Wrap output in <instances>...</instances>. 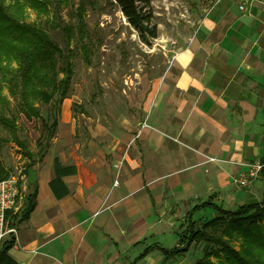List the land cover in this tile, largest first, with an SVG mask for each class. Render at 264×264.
Segmentation results:
<instances>
[{
    "label": "crops",
    "instance_id": "obj_1",
    "mask_svg": "<svg viewBox=\"0 0 264 264\" xmlns=\"http://www.w3.org/2000/svg\"><path fill=\"white\" fill-rule=\"evenodd\" d=\"M61 102L47 152L28 174L35 206L0 264H128L131 247L135 264L157 249L146 245L133 262L145 248L136 249L141 238L159 227L160 210L187 204V212L211 194L225 208L262 197L264 166L240 203L231 180L264 163V0L207 10L115 130L89 124V136L76 138L78 103ZM202 213L208 219L214 210L193 216Z\"/></svg>",
    "mask_w": 264,
    "mask_h": 264
},
{
    "label": "rangeland",
    "instance_id": "obj_2",
    "mask_svg": "<svg viewBox=\"0 0 264 264\" xmlns=\"http://www.w3.org/2000/svg\"><path fill=\"white\" fill-rule=\"evenodd\" d=\"M224 1L227 0H151L157 37L147 39L139 36L113 0H52L48 12L26 7L27 21L37 22L62 49L72 51L73 74L65 98L78 103L73 113L79 131L76 138L85 140L89 136V124L102 125L110 132L122 118L134 116L149 92L152 77L165 70L176 50L195 33L207 10ZM0 86L7 101L5 113L15 117L17 135L32 153L27 156L11 139L9 130L0 124L1 161L26 193L34 183L27 179L31 167L28 168V164L39 161L47 152L42 120L49 125L55 116L61 119L57 108L60 111L62 102L39 103L41 118L27 120L17 111V96L8 91L6 83L0 82ZM231 181L233 190L239 194L236 201L240 203L246 186L234 179ZM186 205L160 210L157 213L159 227L150 236L141 238L137 251L146 245L166 249L175 246L178 235L184 230L181 216L188 209ZM202 214L196 216L198 227L207 218ZM203 247V241L192 243L187 251L174 257H165L154 249L135 264H193L202 256ZM134 250L131 247L127 251L128 264Z\"/></svg>",
    "mask_w": 264,
    "mask_h": 264
},
{
    "label": "trees",
    "instance_id": "obj_3",
    "mask_svg": "<svg viewBox=\"0 0 264 264\" xmlns=\"http://www.w3.org/2000/svg\"><path fill=\"white\" fill-rule=\"evenodd\" d=\"M51 1L0 0V82L6 83L8 91L17 96V111L27 120L41 118L39 103L46 104L51 100L54 104L61 103L73 74L71 49H62L42 26L27 21L24 16L26 7L48 12ZM113 2L140 37H157L151 0ZM6 103L0 86V124L9 130L11 139L30 157L32 153L27 144L17 135L15 117L5 113ZM76 106L72 103L74 110ZM57 122V116L49 125L42 120L46 144L53 137ZM37 143L40 144L39 139ZM260 161L263 163V159ZM30 166L31 163L28 168ZM9 174L0 156V180ZM36 189L34 184L25 193L22 208L13 215L15 225L29 217L36 203ZM214 197L215 194H211L184 214L181 223L184 230L178 235L175 246L171 249L155 247L165 257H174L187 251L192 243L203 241L202 256L193 264H264V190L260 200L243 202L233 208L223 207ZM204 207L212 208L214 214L198 227L193 213ZM12 243L11 238L1 245L0 260L6 256ZM150 248L145 247L133 262L143 258Z\"/></svg>",
    "mask_w": 264,
    "mask_h": 264
},
{
    "label": "built area",
    "instance_id": "obj_4",
    "mask_svg": "<svg viewBox=\"0 0 264 264\" xmlns=\"http://www.w3.org/2000/svg\"><path fill=\"white\" fill-rule=\"evenodd\" d=\"M217 1L215 0V2ZM234 1L238 9L244 10L253 0ZM263 166L264 163L259 160L249 163L247 169L234 177V180L242 186H248L259 175ZM114 167L118 168L119 163H115ZM117 183V179L114 180V184ZM24 196L25 193L21 191L18 179L15 176L9 175L0 180V247L5 241L13 236L15 237L17 233V226L13 223V215L22 208Z\"/></svg>",
    "mask_w": 264,
    "mask_h": 264
}]
</instances>
